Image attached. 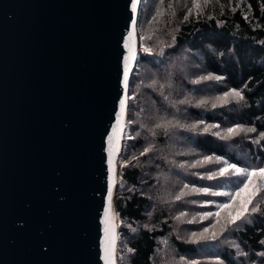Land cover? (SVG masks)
Segmentation results:
<instances>
[{
	"label": "water",
	"instance_id": "1",
	"mask_svg": "<svg viewBox=\"0 0 264 264\" xmlns=\"http://www.w3.org/2000/svg\"><path fill=\"white\" fill-rule=\"evenodd\" d=\"M129 4L0 0V264H102V143ZM118 185L119 166L120 264Z\"/></svg>",
	"mask_w": 264,
	"mask_h": 264
},
{
	"label": "trees",
	"instance_id": "2",
	"mask_svg": "<svg viewBox=\"0 0 264 264\" xmlns=\"http://www.w3.org/2000/svg\"><path fill=\"white\" fill-rule=\"evenodd\" d=\"M191 4L192 0H142L140 46L146 44L153 52L140 53L130 85L137 91V98L130 101L129 120L134 123L127 126L125 135L134 138L125 140L127 152L123 158L136 155L137 160L119 169V262L185 264L179 259L184 256L198 264H219L211 257L220 256L225 264H251L253 260L264 264L260 255L264 253V217L260 214L238 222L217 240L192 243L178 239L211 221L192 222L195 213L215 209V205L192 204V200L223 199L188 189L182 200H174L179 189L193 183L212 188L230 185L228 178L207 180L196 176V172L214 171L218 166V162L200 161L201 156H224L242 166L264 163V138L259 137L264 131V0H210L200 19H196L194 9L185 21ZM208 73L223 79L192 83ZM231 87L244 91L245 99L219 103L217 97ZM161 93L171 103L163 101ZM201 99L205 103L198 105L196 101ZM162 116H175L181 123L204 120L212 127L208 132L153 128ZM232 124L255 127L256 131H241L225 139L224 130ZM216 132L221 135L216 136ZM148 144L153 148L140 155ZM182 161L188 163L180 166ZM258 203L264 208V197ZM180 212L185 216L179 217ZM129 248L136 251L129 253Z\"/></svg>",
	"mask_w": 264,
	"mask_h": 264
},
{
	"label": "snow or ice",
	"instance_id": "3",
	"mask_svg": "<svg viewBox=\"0 0 264 264\" xmlns=\"http://www.w3.org/2000/svg\"><path fill=\"white\" fill-rule=\"evenodd\" d=\"M210 2V0H192L191 7L188 8L184 15V20L187 21L189 14L193 13L195 9L196 19H200L203 13L204 7ZM140 0H130L128 5L130 8V14L126 23V32L122 33L121 43L122 48L118 52L117 62V89L116 95L113 97V107L110 110L109 121L105 127L103 134L102 151L105 154L104 162L106 164V183L102 186L103 198L98 208V220L102 225V235H99V260L102 264H117L115 252V223L114 217V190L117 187V175L118 166L122 170L125 166H131V162L137 160V156L133 155L128 158H123L127 152L126 139H133L134 137L125 135V130L128 125L134 123L133 120L127 119L129 110L132 107L130 101L137 98V91L130 88L132 80L130 76L134 71V64L138 63V57L140 53H151L153 49L146 44L137 46V13ZM251 5H249L250 7ZM171 7V5H169ZM264 8V4L261 5ZM235 10V9H233ZM159 14V9L158 13ZM247 12L244 13L247 18ZM217 23H223V21H217ZM143 40V37H140ZM173 42L175 37L173 36ZM163 50L161 49V54ZM214 79L215 81H221L222 76L208 73L207 75H200L196 77L192 83H200L205 80ZM155 83V81H153ZM139 86H137L138 88ZM131 92V96L129 95ZM163 101L171 103L169 98L161 93ZM219 103L226 104L230 101L240 102L245 99L244 91L240 88L231 87L227 91L220 93L217 97ZM191 102V101H181ZM198 105H203L205 101L203 99L196 101ZM216 105L213 104L212 107ZM175 107V105H173ZM178 111V109H177ZM219 125H216L218 127ZM211 125H207L204 120H195L192 123H181L175 116L166 118L162 116L158 119V123L153 125V128H163L166 132L173 128L186 129L188 131L208 132L211 129ZM264 127V125H262ZM226 135L225 139L231 136L239 135L241 131L255 132V127H248L243 124H232L230 127L224 130ZM139 135V132L136 133ZM155 135V132L152 133ZM216 136H220V132L215 133ZM259 137L264 138V131L259 133ZM250 138V137H249ZM153 148L152 144L146 145L140 155L148 153ZM119 157V158H118ZM200 161L203 162H218V166L214 171L210 172H196L195 175L203 179L214 180L216 178L224 177L230 181L229 186L225 187H198L196 183L184 184L179 189V193L173 197L174 200H182L188 193L186 190L190 189L195 193H209L214 197H223L222 200L217 199H201L199 201L192 200V204L200 203L204 205H215V209L212 211H201L195 213L192 217L193 223H198L199 220H209L210 223L207 226H201L197 231H192L187 237H178V239H187L192 243L201 241L217 240L221 237V234L231 231L238 226V222L248 221L249 217L253 214H260L264 217V208L260 206L258 200L260 197H264V163L257 166H242L240 163H233L226 160L224 156H201ZM200 161H193V163H199ZM187 161H182L180 166L187 164ZM120 186H123V176H120ZM134 190V189H133ZM186 213L180 212L177 215L179 217L185 216ZM198 218V219H197ZM131 227V225H129ZM147 227V225H145ZM135 231V229H132ZM260 231V229H257ZM264 244V240L261 241ZM238 247V245H235ZM136 249L129 248V253H134ZM247 256V253H244ZM264 256V253L260 254ZM180 261H184L185 264H198L195 259L188 260L186 257L181 256ZM219 264H225V261L220 256L211 257ZM251 264H256V261H251Z\"/></svg>",
	"mask_w": 264,
	"mask_h": 264
},
{
	"label": "rangeland",
	"instance_id": "4",
	"mask_svg": "<svg viewBox=\"0 0 264 264\" xmlns=\"http://www.w3.org/2000/svg\"><path fill=\"white\" fill-rule=\"evenodd\" d=\"M191 66H192V64H191ZM119 257V256H118Z\"/></svg>",
	"mask_w": 264,
	"mask_h": 264
},
{
	"label": "bare ground",
	"instance_id": "5",
	"mask_svg": "<svg viewBox=\"0 0 264 264\" xmlns=\"http://www.w3.org/2000/svg\"><path fill=\"white\" fill-rule=\"evenodd\" d=\"M250 42V41H249Z\"/></svg>",
	"mask_w": 264,
	"mask_h": 264
}]
</instances>
